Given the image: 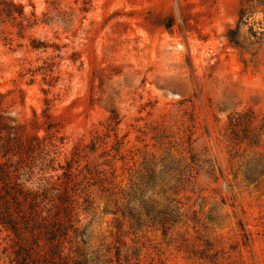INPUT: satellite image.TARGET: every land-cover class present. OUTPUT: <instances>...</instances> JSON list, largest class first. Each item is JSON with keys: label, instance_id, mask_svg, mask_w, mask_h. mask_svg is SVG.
I'll return each mask as SVG.
<instances>
[{"label": "rangeland", "instance_id": "rangeland-1", "mask_svg": "<svg viewBox=\"0 0 264 264\" xmlns=\"http://www.w3.org/2000/svg\"><path fill=\"white\" fill-rule=\"evenodd\" d=\"M56 222L68 264H264V0H0V264Z\"/></svg>", "mask_w": 264, "mask_h": 264}, {"label": "trees", "instance_id": "trees-1", "mask_svg": "<svg viewBox=\"0 0 264 264\" xmlns=\"http://www.w3.org/2000/svg\"><path fill=\"white\" fill-rule=\"evenodd\" d=\"M152 206L145 204V209L147 210V213H152L151 211L153 208ZM166 220H168V217L165 214L162 215L161 219L159 220L161 224H165ZM66 229V226L63 224H59V222H56L54 225L53 229L49 232L50 234V240H51V264H68L66 257L64 255V250H63V244L60 241V235L64 234ZM21 264H28L26 261L21 262Z\"/></svg>", "mask_w": 264, "mask_h": 264}]
</instances>
